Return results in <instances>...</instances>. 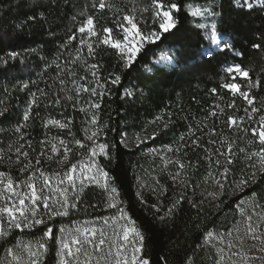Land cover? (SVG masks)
<instances>
[{"label": "trees", "instance_id": "obj_1", "mask_svg": "<svg viewBox=\"0 0 264 264\" xmlns=\"http://www.w3.org/2000/svg\"><path fill=\"white\" fill-rule=\"evenodd\" d=\"M27 2L35 5L36 0ZM180 2L211 3L221 15L202 20L188 15L186 8L182 9L178 35L148 45L132 67L127 69L113 49L99 47L94 56H88L85 48L84 58L88 63L100 66L98 77H92L83 58L67 66L71 73L64 70L65 61L70 59L69 53L74 54L78 46L75 42L68 44V38L73 34L79 35L74 31L83 19L79 13L83 10L95 15L99 28L112 25L113 15H119L117 9L127 12L135 7L138 10L137 18L142 15L144 21L150 24V13L139 11L142 6H147L149 0H109L114 5L110 12L93 10L90 7L92 0H40L42 6L35 10L36 21H26L34 10L25 6L26 0H0V57L6 58L7 53L12 51L20 54L16 60H9L7 65L0 63V110L6 109L4 115L0 116V172L10 176L19 190L34 172L39 186L40 170L52 176L55 184V174L68 165L58 164L59 157L49 160L48 156L54 154L50 151V145L42 142L52 141L53 137L68 141L84 139V129L90 127L89 121L95 112L100 125H107L98 140L109 145L111 157L97 156L96 160L109 173L110 185L117 187L120 193L118 208L126 210L145 236L142 254L150 260V264H186L189 258L193 264H213L214 248L203 244L206 231L215 230L227 236L238 225L243 235L247 215L252 216L253 224H259L264 229V219H261L264 216V173L258 172L256 179L248 186L234 191L237 181L253 171L250 164L256 159L247 160L245 153L239 149L252 151L256 150L257 145H249L248 141L252 139L250 133L246 135L239 128H229L222 123L228 115L244 116L243 109L248 105L241 97H233L220 88L226 79L223 69L227 64L216 62L227 56L228 63H240L250 70L254 79L264 81V51L252 47L254 43L264 45V9L253 5L248 10L236 6L233 0ZM40 12H43L45 19H39ZM73 16L77 20L74 21ZM198 23H216L219 32L230 40V46L243 55L216 52L211 62L200 57L202 47L211 45L207 39L208 33L197 27ZM165 49L172 50L174 67H161L154 63L158 54ZM53 61L62 67L57 69ZM111 73L121 76L118 85L110 83ZM58 76L65 80L66 85L60 84ZM97 79L101 83L108 81L102 97L83 92L77 97L73 81L95 87ZM23 84H28V88H23ZM213 88H217L218 94L211 92ZM100 91L97 88V92ZM127 92L133 95L128 96ZM33 93L39 107L31 104ZM253 94L259 106L264 100V89H255ZM70 96L72 99L68 98ZM233 100L236 108H228L227 105ZM89 102H99L101 108L90 109ZM218 104L224 108V114L218 118L210 117V111L219 113L216 108ZM29 107H32V116L27 122L28 126L23 129L24 139L21 140L20 133L15 129L18 124L24 123L22 117ZM82 107L84 112L80 111ZM157 116L163 120L151 123ZM49 118L65 123L70 120L72 123L67 129L54 125L45 127ZM164 122H167V127L163 126ZM249 123L246 121L244 127H248ZM212 129L216 132L215 136L210 132ZM190 132L195 135H189ZM153 133L154 138L136 145V135L152 137ZM181 136H186L185 141H179ZM125 137L128 139L127 145L121 143ZM225 137L229 142H234L231 163L217 152L218 148L226 151L220 145ZM193 140L197 143L193 144ZM86 144H91V141H86ZM169 147L173 148L172 152L167 151ZM177 147L179 151H175ZM17 148L29 152V157L18 156ZM81 151L84 150L74 148L71 162L82 158ZM41 152H44L43 156ZM217 159L220 165H216ZM37 160L39 164H36ZM165 160L169 161L167 166ZM29 161L31 165L24 169ZM177 161L185 165L184 169L179 168ZM225 167L228 168L227 176L221 178L220 172ZM178 172L179 178H174ZM216 180L224 184L222 192ZM23 190L27 191V188ZM213 192L217 194L215 198L209 195ZM70 200L77 206L70 208L67 216L49 221L56 229V238L45 241L48 250L40 256V264H59L60 226L74 229L88 221L90 226L100 228L114 227L124 222L116 221L113 224L110 219L108 225L104 224L106 218L117 217L119 212L118 208L108 207V193L95 184L85 187L78 196L70 193ZM241 201L244 203L241 204ZM169 208H172L171 214H168ZM241 209L245 216H241ZM40 213L47 219L42 207ZM5 228L8 234L0 238V264L11 261L6 248L40 240L45 231V225L9 230L5 224ZM234 236L235 232L231 239L235 240ZM202 244V247H196ZM249 245V240L245 238V247ZM22 255L23 260L27 261V252ZM100 255L103 254H93L92 264H96Z\"/></svg>", "mask_w": 264, "mask_h": 264}, {"label": "snow or ice", "instance_id": "obj_2", "mask_svg": "<svg viewBox=\"0 0 264 264\" xmlns=\"http://www.w3.org/2000/svg\"><path fill=\"white\" fill-rule=\"evenodd\" d=\"M51 2V0H49ZM234 4L238 7H246L248 10L253 8V3L250 0H233ZM255 3L262 9H264V0H255ZM26 7L34 8L33 12L26 17V21H36L38 19L36 11L42 5L40 0H36L35 5L30 2L25 3ZM90 7L97 12L112 11L114 5L109 3V0H92ZM186 8L188 15L193 18H200L207 20L208 18H215L221 15L217 12L211 3L205 4H193V3H181L180 0H149L147 6H142L139 11L141 13H150V24L144 21L143 16L138 19L135 7L125 12L122 9H117L119 15L114 14L112 25L97 27V19L93 14H89L86 11L79 13L83 19L79 25L74 29L79 35L73 34L68 38V44L76 43L78 46L75 48V53H69V60L65 61L64 70L71 73V69L67 66L69 64H75L76 61L83 58V62L88 64V68L91 70L92 77H98L99 65L97 63H88L84 58V50L86 48L88 56H94L95 51L99 47L106 46L113 49L118 57V60L122 62L124 68H131L136 62L142 52L145 51L148 45H154L160 42L165 37L173 38L178 35V25L180 23L179 14L182 9ZM39 19H45L43 12L39 13ZM73 20H77L76 16H73ZM144 25V27H142ZM22 27V25H20ZM197 27L204 29L207 33V39L216 45V48L202 47L199 53L200 57L207 58L209 62L212 61L216 52H232L235 56H242V52H238L234 47H231L223 35L219 32L216 23L209 25L208 23H198ZM146 28L147 30H144ZM68 44L65 45L67 49ZM253 48L264 51V45L261 43H254ZM20 54L12 51L7 53V57H0V63L7 65L9 60H16ZM228 57L225 56L221 61L217 59L218 64H227L223 71L226 74L225 82L220 84V88L227 90L233 97H241L248 107L243 109L244 116L228 115L225 121L229 128L237 127L243 131L246 135L251 134L252 139L248 141L249 145H257L256 150L247 151L244 148L239 151L245 153V158L252 161L256 158L250 167L253 169L248 176L242 177L237 181L234 191L241 190L245 186H248L256 179L257 173H264V100H261L259 106L256 105L257 97L253 94L255 89H264V81L261 79H254L250 75V70L243 67L240 63H228ZM55 63L57 69L62 66L59 63ZM110 83L112 85H118L121 81L119 74H110ZM60 79L61 85H66L64 79ZM87 79V77H83ZM108 81L101 83L98 79L95 81L96 86L90 87L86 84H76L73 81L74 90L77 97L80 93H89L91 96L102 97L105 93V89ZM23 88L27 89L28 84H23ZM97 88L101 91L97 92ZM211 92L218 94L217 88L211 89ZM43 94V92L41 93ZM126 95L132 96V92H127ZM72 99V97H68ZM222 99V97H221ZM2 103V102H0ZM31 104L35 107H39L35 94H32ZM88 107L90 109H100L101 104L99 102H89ZM228 108H236L235 100L227 105ZM217 111H210L209 116L218 118L219 115L224 114V108L220 105H216ZM6 109L0 110V116L4 115ZM81 112L85 109L80 108ZM32 116V107L25 110L22 120L24 123L18 124L15 131L20 133V139H24L23 129L28 126L27 122ZM163 118L157 116L151 123L155 124L157 121H162ZM248 121L249 126L244 127L245 122ZM72 121L67 123L58 119L49 118L44 124L57 126L60 129L70 128ZM90 127L84 129V139H75L71 141L65 140L59 137H53L52 141H44L50 145V151L53 155H49L48 159L52 160L54 157H59L57 163L68 167L63 169L62 172L55 174V184H53V177L48 175L43 170L39 171L40 185L36 183L37 176L35 172L32 177L25 181L21 190H17V186L10 176H7L5 172H0V199L4 200V204L0 206V238L5 237L8 232L5 228V218L8 229L32 228L35 225H45V231L42 234L40 240L35 242H29L27 244L18 243L15 248H6L7 256L11 258L9 264H40V256L47 252L46 240L55 239L54 227L49 224V221H53L55 217L67 216L70 208H75L77 204L70 200V193L72 196H78L82 193L85 187L90 184H95L105 190L108 193V207L118 208V197L120 195L117 187L110 185V176L107 171L96 160L97 156H103L104 158L110 157L109 145L101 143L98 137L107 127V125H100L99 117L94 112L89 121ZM254 125V126H253ZM164 127H167V122H164ZM146 131V130H145ZM213 136L216 135L214 129L210 130ZM189 135H195L194 132H190ZM145 137L142 135H136L134 141L137 146L142 144L145 139L154 138ZM186 136L179 138L180 142L185 141ZM53 141H58L55 143ZM86 141H91V144H86ZM121 143L127 145L128 139L125 137L121 140ZM193 144L197 141L193 140ZM220 145L226 148V151H221L220 148L217 152L220 156H224L228 163L232 162V153L234 142H229L225 137L220 141ZM30 146V144H29ZM74 148L81 150V159L76 162H71V154ZM177 147L175 151H179ZM17 155L25 158L29 157V152L21 151V148H17ZM168 152H172L173 148L169 147ZM155 152V149H153ZM44 152H41V156ZM20 162L19 160L17 161ZM40 161L37 160L36 164ZM169 163L165 160V166ZM179 168L184 169L185 165L179 163ZM216 165H220V160L215 161ZM31 165V161L24 165V169H27ZM23 170V169H22ZM228 168L225 167L220 172L221 178H226ZM211 176V173L209 174ZM180 173H176L174 178H179ZM184 183V181H181ZM215 183L221 190L224 189V184L220 180H216ZM66 184V186H64ZM23 188H27L24 191ZM213 198L216 197V193H209ZM244 201H241L243 204ZM41 207L45 210L47 219L44 215H41ZM239 207V206H238ZM119 215L114 218H106L104 224L108 225L111 219L113 224L116 221H126V223L119 224L120 231H115L111 237V243L109 244V238L105 236L103 228H97L90 226V222L85 221L84 225L77 226L74 229L60 226L58 231L60 233L59 249L57 256L59 257V264H92L93 254L102 253L96 260V264H100L101 260L108 264L109 258H111V264H150V260L146 258L143 253L145 236L136 227V221L128 216L126 210L123 207L118 208ZM172 208H169L168 214H171ZM241 216H245L244 210L240 211ZM264 219V216L261 217ZM233 232L236 233L235 240H228L224 247L218 245L224 244L225 234L217 233L215 230H208L203 235V244L212 245L216 249L218 259L216 264H224L225 253L228 252L227 259L230 264H253L254 261H260L264 264V229L259 224H253L252 216L247 215L245 218V230L243 235L240 234L239 226H235ZM233 232H228L226 235L232 237ZM245 238L251 241V244L245 250ZM108 244L107 251L105 252L104 246ZM197 245L196 247H202ZM18 249L22 251H18ZM23 252H27V261L23 260ZM253 252L259 253V255H252ZM81 257H84L81 260ZM235 257V259H233ZM186 264H193V261L189 258Z\"/></svg>", "mask_w": 264, "mask_h": 264}, {"label": "rangeland", "instance_id": "obj_3", "mask_svg": "<svg viewBox=\"0 0 264 264\" xmlns=\"http://www.w3.org/2000/svg\"><path fill=\"white\" fill-rule=\"evenodd\" d=\"M250 2H252L253 5H255V6L257 5L255 3V0H250ZM223 37H224V40H226L228 42V44L230 45L231 44L230 40L227 39L225 36H223ZM208 42L211 45V48H213V49L216 48V45L213 44L210 40H208ZM154 63L156 65H158V66H161V67H167V68L174 67L175 66V61H174V56H173L172 50L165 49L162 52H160L158 54L157 58L155 59ZM17 190L19 191V188H17ZM3 204H4V200L0 199V206H2ZM123 223H126V221H124ZM5 224L7 225L6 218H5ZM100 228L104 229L105 236L109 238V241H108L109 244L112 242L111 241V237L113 236L114 230L115 231H120L118 226H114V227H112V226H108V227L102 226ZM230 239H231V237L225 236L224 244L218 245V246L219 247H224L227 244L228 240H230ZM231 240H234V239H231ZM249 243L251 244V241H249ZM104 247L106 248L105 249V252H106L107 248H108V244H106ZM213 248H214V252H215V258H214L213 264H216V260L218 259V256H217L215 247H213ZM247 248L248 247H245V250H247ZM252 255L256 256V255H259V253L253 252ZM227 256H228V252L226 251V253H225V257L226 258H225L224 264H230V261L227 259ZM233 259H235V257H233ZM109 262L111 263V258H109L108 264H110ZM100 264H105V261L101 260ZM253 264H261V262L260 261H254Z\"/></svg>", "mask_w": 264, "mask_h": 264}, {"label": "bare ground", "instance_id": "obj_4", "mask_svg": "<svg viewBox=\"0 0 264 264\" xmlns=\"http://www.w3.org/2000/svg\"><path fill=\"white\" fill-rule=\"evenodd\" d=\"M256 6H258V5H256Z\"/></svg>", "mask_w": 264, "mask_h": 264}]
</instances>
